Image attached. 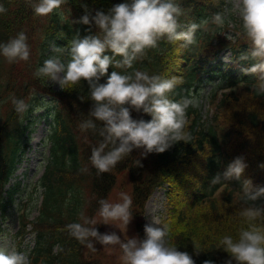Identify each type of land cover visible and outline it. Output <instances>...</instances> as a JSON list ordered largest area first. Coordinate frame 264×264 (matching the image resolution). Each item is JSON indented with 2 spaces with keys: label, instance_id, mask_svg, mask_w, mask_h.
<instances>
[{
  "label": "trees",
  "instance_id": "trees-1",
  "mask_svg": "<svg viewBox=\"0 0 264 264\" xmlns=\"http://www.w3.org/2000/svg\"><path fill=\"white\" fill-rule=\"evenodd\" d=\"M34 2L0 0L7 10L0 13V44L23 31L30 47L28 61L9 62L0 55V216L6 214L18 191L19 181L8 187L6 184L26 147L28 117L38 103H43L45 112L40 116L48 118L51 125L45 138L48 155L33 187L41 188L38 213L34 219L29 218V197L19 202L16 251L23 250L21 243L32 233V243L25 249L30 264H119L122 253L118 250L113 257L110 249L114 246L94 242L96 251H92L71 236L66 226L82 222L81 213L99 221L98 201H109L117 184L127 188V179L133 201L132 237L145 238V202L155 188L166 184L169 212L162 225L168 227L169 242L177 250L189 253L195 264L206 260L226 264L231 257L219 241L224 235L237 238L239 230L247 227L239 215L246 206L241 199L243 180L250 179L254 189L264 187V93L257 91L260 82L255 75L242 72L254 61L239 59L250 50L239 21L233 17L232 27L226 23L222 29L211 23L214 14L223 12L225 0H176L185 13L179 19L180 30L208 21L196 32V44L185 48L182 41L163 38L134 64V69L150 75L176 77L179 83L169 93L174 101L184 97L198 99L200 86L213 84L207 99L210 112L203 113L200 104L187 109L186 130L192 135L191 141L178 142L163 153L142 155V149H134L106 173L98 172L90 160L92 148L99 145L102 137L98 131L80 128L90 118L92 106L87 83L82 80L75 86L54 89L50 81L37 78L34 72L45 59L59 55L51 51L53 43L65 47L60 58L67 62V48L74 37L98 33L94 22H79L85 15L82 4H87L94 15L95 10L107 13L112 6L131 0H67L48 16L35 15L31 7ZM223 49H230V62L223 63L218 57ZM105 55L113 53L108 50ZM114 70L124 71L110 66L108 74ZM106 79L107 76L102 77L100 82ZM45 96L49 97L47 101L43 100ZM13 98L29 105L22 117L15 111ZM131 115L137 120L151 119L134 109ZM95 123L97 129L102 127V122ZM236 157H243L247 164L240 180L212 185L211 180ZM255 203L264 206V196ZM111 225L114 226L112 221L95 227L104 234L112 232Z\"/></svg>",
  "mask_w": 264,
  "mask_h": 264
},
{
  "label": "clouds",
  "instance_id": "clouds-1",
  "mask_svg": "<svg viewBox=\"0 0 264 264\" xmlns=\"http://www.w3.org/2000/svg\"><path fill=\"white\" fill-rule=\"evenodd\" d=\"M67 0H35L31 4L37 16H48L61 8ZM85 15L80 23L90 25L94 22L98 33L83 38L74 37L67 51V62L60 56L65 47L51 45L52 55L45 59L34 75L47 81L64 86L78 85L82 80L88 85L92 106L89 119L80 124L81 130L98 131L102 137L98 146L91 150L90 160L100 173L115 168L134 149H142V155L163 153L178 142L188 143L192 135L186 130L188 125L187 109L198 107L195 97H184L179 101L170 99L179 83L176 77L163 78L150 75L146 71L134 69V64L142 60L146 50L154 49L158 42L167 38L169 42H183L187 48L196 44V32L208 23H192L181 29L179 19L184 10L176 0H131L112 6L107 13L103 10L89 11L82 4ZM7 10L0 5V13ZM239 21L241 34L250 43V50L241 54L240 60L254 61L251 67L242 69L245 75H255L260 82L258 92L264 93V0H225L223 12L214 14L211 23L218 28L231 25L232 18ZM26 34L21 31L8 42L0 44V55L9 62L28 61L30 47ZM110 50L113 55H105ZM122 57V59H116ZM225 60L228 61L227 56ZM110 66L121 71H112ZM132 69V71H128ZM107 76L106 82L101 78ZM15 111L23 116L29 105L24 100L13 98ZM143 111L151 119H133L131 110ZM95 121L102 122L97 129ZM247 167L243 157L234 158L223 173H218L212 185L233 179L240 180ZM264 196V187L254 189L250 179L242 184V202L246 205L239 215L247 222L238 237L224 235L219 241L221 248L230 254L226 264H264V206L255 202ZM251 202V203H249ZM100 220L89 218L81 213L82 222L68 224L69 234L92 251H96L94 242L103 246H119L122 251L121 264H195L192 256L177 250L169 240L167 225L158 219L144 225L145 238L121 239L115 232L101 234L95 227L99 223L109 224L119 221L127 227L133 218L130 211L131 196L121 193L120 202L110 203L107 199L98 201ZM0 264H30L28 256L6 245H0ZM204 264H213L204 261Z\"/></svg>",
  "mask_w": 264,
  "mask_h": 264
},
{
  "label": "rangeland",
  "instance_id": "rangeland-1",
  "mask_svg": "<svg viewBox=\"0 0 264 264\" xmlns=\"http://www.w3.org/2000/svg\"><path fill=\"white\" fill-rule=\"evenodd\" d=\"M229 26L232 27V24ZM228 31L232 32L231 30ZM229 35L231 34L229 33ZM226 56L228 58V53H222V57L224 59ZM50 85H52L54 89L60 88L59 84L51 81ZM210 88L211 84H203L200 86L198 101L201 107L200 109L203 113H206V110L207 112H210L209 105L207 103ZM48 99L49 97L45 96L43 100L47 101ZM44 113L43 103H38L29 115V126L25 135L27 138L26 147L15 172L8 183V186L17 181L20 183V185H18V191L14 194V201L8 205L6 214L3 215L4 217L0 216V245H6L10 250H16L17 247L14 234L18 228L17 208L19 206V202L25 201L29 197V218L34 219L38 213V207L41 199V188H37L35 190L33 187L42 172L43 163L45 161L44 158L48 155V144L45 143V138L50 128L48 118L45 116H39V114L42 115ZM125 182L127 184V188H125V186L119 187V184H117L112 190L109 196L110 203L120 202L121 193L129 195V181L125 179ZM168 209L169 205L165 196V187L163 186L154 189L145 202L146 224L151 223V220L154 218L158 219L162 224L167 212H169ZM112 223L114 224V226L111 225L112 232L119 235L122 240L132 238L134 235L131 222L127 225V227L119 221H112ZM31 238L32 234L26 235L24 241L20 245L23 249L21 252L25 253L26 247L30 245ZM118 250L122 253L118 245L110 249V252L113 253V257L116 253H118ZM121 255H119V264H121ZM114 261L117 262L115 258Z\"/></svg>",
  "mask_w": 264,
  "mask_h": 264
}]
</instances>
